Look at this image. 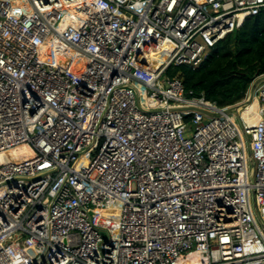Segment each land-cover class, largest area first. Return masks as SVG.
<instances>
[{"label": "built area", "instance_id": "1", "mask_svg": "<svg viewBox=\"0 0 264 264\" xmlns=\"http://www.w3.org/2000/svg\"><path fill=\"white\" fill-rule=\"evenodd\" d=\"M261 13L0 0V264H264V87L250 113L256 79L221 107L167 73Z\"/></svg>", "mask_w": 264, "mask_h": 264}, {"label": "trees", "instance_id": "2", "mask_svg": "<svg viewBox=\"0 0 264 264\" xmlns=\"http://www.w3.org/2000/svg\"><path fill=\"white\" fill-rule=\"evenodd\" d=\"M258 72L264 75V13L218 43L197 68L182 65L167 71L179 77L186 90L221 107L242 101Z\"/></svg>", "mask_w": 264, "mask_h": 264}, {"label": "bare ground", "instance_id": "3", "mask_svg": "<svg viewBox=\"0 0 264 264\" xmlns=\"http://www.w3.org/2000/svg\"><path fill=\"white\" fill-rule=\"evenodd\" d=\"M264 87V81L263 82H260L258 85H257V87H256V89H255V93L258 91H261V89ZM257 107H258V99H257V96L255 95L254 96V98H253V100L251 101V109L250 110H246V111H248V112H250V113H255L256 112V110H257ZM246 111H245V113H246Z\"/></svg>", "mask_w": 264, "mask_h": 264}, {"label": "water", "instance_id": "4", "mask_svg": "<svg viewBox=\"0 0 264 264\" xmlns=\"http://www.w3.org/2000/svg\"><path fill=\"white\" fill-rule=\"evenodd\" d=\"M255 79H256V80H255L254 84H253L252 87H251V93H250L249 102H251V101L253 100V98H254V93H255V89H256L257 85H258V84L264 79V76L261 77V74L258 72V73L256 74Z\"/></svg>", "mask_w": 264, "mask_h": 264}, {"label": "rangeland", "instance_id": "5", "mask_svg": "<svg viewBox=\"0 0 264 264\" xmlns=\"http://www.w3.org/2000/svg\"><path fill=\"white\" fill-rule=\"evenodd\" d=\"M251 109V103L249 104V106L247 107V110H250Z\"/></svg>", "mask_w": 264, "mask_h": 264}]
</instances>
